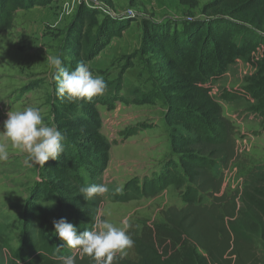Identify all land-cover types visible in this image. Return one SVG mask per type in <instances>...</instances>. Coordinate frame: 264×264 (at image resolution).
I'll return each mask as SVG.
<instances>
[{
    "label": "trees",
    "instance_id": "16d2710c",
    "mask_svg": "<svg viewBox=\"0 0 264 264\" xmlns=\"http://www.w3.org/2000/svg\"><path fill=\"white\" fill-rule=\"evenodd\" d=\"M53 1L0 0V34L15 27L20 10ZM105 1L112 5V0ZM202 13L205 20L172 33L159 22L143 20L144 49L159 62L164 121L177 158L150 182L154 193L170 185L185 187L184 206L165 210L163 222L144 221L131 234L137 258L124 257L119 264L264 263V166L252 168L241 189L225 191L223 172L237 157L236 127L213 95L214 84L230 67L247 61L255 71L245 77L244 87L234 93L225 90L220 97L232 100L238 94L253 101L250 110L264 129V49L258 58L253 54L264 48V0H211ZM130 25L123 16L104 15L97 7L81 4L66 35L64 66L74 69L82 61L89 65ZM101 104L114 107L102 95L91 101L59 98L53 78L52 125L66 134L65 152L42 167L43 181L24 208L18 247L12 246L4 235L7 226L0 223V264H61L59 256L73 254L77 264H94L62 246L52 221L66 218L82 232L90 230L93 217L102 212L104 196L87 200L79 192L83 186L103 184L111 160ZM144 188L142 182L126 187L119 201L141 197L147 193Z\"/></svg>",
    "mask_w": 264,
    "mask_h": 264
},
{
    "label": "rangeland",
    "instance_id": "374dc122",
    "mask_svg": "<svg viewBox=\"0 0 264 264\" xmlns=\"http://www.w3.org/2000/svg\"><path fill=\"white\" fill-rule=\"evenodd\" d=\"M209 1L135 0L133 3V0H112L111 5L99 0L97 3L104 15L123 16L131 21L123 36L114 38L89 63L92 72L107 82L102 96L114 105L113 108L99 105L103 133L111 144V160L103 177L109 192L103 195L102 213L117 226H122V220L127 217L131 224L130 234L137 233L144 221L163 222L164 211L168 208L183 207L185 190V187L170 185L154 193V184L150 182L171 159L176 162L177 158L171 151V129L164 121L167 108L161 97L159 62L144 49L143 20L159 22L171 29V33L174 28L189 30L205 20L202 10ZM81 4L83 0H55L34 11L20 10L15 27L0 34V143H5L9 152V159L0 161V223L7 226L4 235L13 247L20 245L24 208L43 176L42 167L30 161L26 153L14 148L3 136V124L9 111L32 106L40 108L45 123L52 125L53 88L48 79L54 69L46 58L47 55L63 56L66 35ZM254 71L241 59L213 88L224 115L236 127L237 157L223 172V186L229 193L242 188L252 168L264 166L263 123L250 110L253 101L238 94L232 100L220 97L225 90L240 91L245 77ZM38 79L46 81L36 82ZM143 125L148 127L143 129ZM140 182L147 193L119 201L126 187ZM126 251V258H137L133 246Z\"/></svg>",
    "mask_w": 264,
    "mask_h": 264
},
{
    "label": "clouds",
    "instance_id": "9594fccd",
    "mask_svg": "<svg viewBox=\"0 0 264 264\" xmlns=\"http://www.w3.org/2000/svg\"><path fill=\"white\" fill-rule=\"evenodd\" d=\"M47 61L56 81V95L69 102L77 100L91 101L93 97L103 95L107 82L101 75L94 74L86 62H79L74 69L64 66L59 55H47ZM4 121L2 134L14 148L26 153L30 161L43 167L49 159L58 160L65 152L66 134L57 126L45 123L42 111L38 107H26L23 110H11ZM9 152L5 143H0V161H7ZM119 191V188L116 189ZM85 199L91 200L109 192L104 184H90L80 188ZM90 230L79 231L76 224L66 218L53 219L54 235L62 246L79 252V259L88 256L94 264H119L127 255L134 240L129 232L130 221L125 217L121 225L110 222L104 213L97 212L93 217ZM61 264H77V256H59Z\"/></svg>",
    "mask_w": 264,
    "mask_h": 264
},
{
    "label": "built area",
    "instance_id": "2783aa9c",
    "mask_svg": "<svg viewBox=\"0 0 264 264\" xmlns=\"http://www.w3.org/2000/svg\"><path fill=\"white\" fill-rule=\"evenodd\" d=\"M83 3H85V4L88 5V6L97 7V8H99V9H100V7H101V6H99V4H97V3H99V0H83ZM104 11L107 12V10H104ZM109 13H110V12H109ZM110 14H111V13H110ZM111 15H113V14H111ZM113 16H116V15H113ZM263 49H264V48H260V49H258L257 52H254V53H253L254 56H256V57L258 58V57L262 54Z\"/></svg>",
    "mask_w": 264,
    "mask_h": 264
},
{
    "label": "crops",
    "instance_id": "0c3cea01",
    "mask_svg": "<svg viewBox=\"0 0 264 264\" xmlns=\"http://www.w3.org/2000/svg\"><path fill=\"white\" fill-rule=\"evenodd\" d=\"M38 6H35L34 8L30 9L31 11H34L35 9H38L37 8ZM20 13V11L18 12ZM18 15V14H17ZM54 71V70H53ZM53 73L52 75L50 76V79H48V81L52 84V88H53ZM39 77H42V76H39ZM39 80H43V79H38L36 82H38ZM43 81H46V80H43ZM52 97H53V94H52ZM51 104H52V101H51ZM29 106V105H28Z\"/></svg>",
    "mask_w": 264,
    "mask_h": 264
}]
</instances>
